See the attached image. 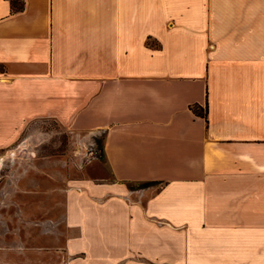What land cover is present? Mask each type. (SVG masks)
I'll return each instance as SVG.
<instances>
[{"label":"crops","instance_id":"obj_1","mask_svg":"<svg viewBox=\"0 0 264 264\" xmlns=\"http://www.w3.org/2000/svg\"><path fill=\"white\" fill-rule=\"evenodd\" d=\"M17 1L0 150L44 119L103 136L69 264H264V0Z\"/></svg>","mask_w":264,"mask_h":264},{"label":"rangeland","instance_id":"obj_2","mask_svg":"<svg viewBox=\"0 0 264 264\" xmlns=\"http://www.w3.org/2000/svg\"><path fill=\"white\" fill-rule=\"evenodd\" d=\"M102 139L44 119L0 150V264H69L67 194L81 180L107 175Z\"/></svg>","mask_w":264,"mask_h":264},{"label":"trees","instance_id":"obj_3","mask_svg":"<svg viewBox=\"0 0 264 264\" xmlns=\"http://www.w3.org/2000/svg\"><path fill=\"white\" fill-rule=\"evenodd\" d=\"M10 3H11L13 11H21L23 9V3L20 1L10 0ZM193 111L201 116H204L205 114V111L201 109V107H198V106L193 107ZM101 150H102V147H101ZM153 184H154L153 182H147V183L139 185V187L140 188L147 187Z\"/></svg>","mask_w":264,"mask_h":264},{"label":"bare ground","instance_id":"obj_4","mask_svg":"<svg viewBox=\"0 0 264 264\" xmlns=\"http://www.w3.org/2000/svg\"><path fill=\"white\" fill-rule=\"evenodd\" d=\"M12 154V153H11ZM9 156V155H8Z\"/></svg>","mask_w":264,"mask_h":264}]
</instances>
